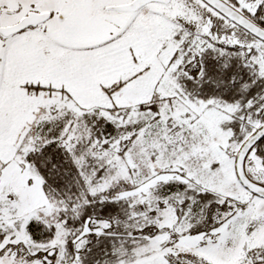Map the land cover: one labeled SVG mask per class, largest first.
Returning a JSON list of instances; mask_svg holds the SVG:
<instances>
[{
	"label": "snow or ice",
	"instance_id": "obj_1",
	"mask_svg": "<svg viewBox=\"0 0 264 264\" xmlns=\"http://www.w3.org/2000/svg\"><path fill=\"white\" fill-rule=\"evenodd\" d=\"M0 264H264V0H0Z\"/></svg>",
	"mask_w": 264,
	"mask_h": 264
}]
</instances>
